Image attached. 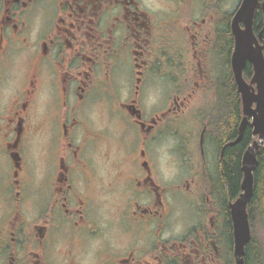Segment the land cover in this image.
I'll return each instance as SVG.
<instances>
[{"label": "flooded vegetation", "instance_id": "af4514ba", "mask_svg": "<svg viewBox=\"0 0 264 264\" xmlns=\"http://www.w3.org/2000/svg\"><path fill=\"white\" fill-rule=\"evenodd\" d=\"M235 55L251 85L264 0H0V264H237L231 205L255 142L244 264H264V140Z\"/></svg>", "mask_w": 264, "mask_h": 264}, {"label": "water", "instance_id": "95a60500", "mask_svg": "<svg viewBox=\"0 0 264 264\" xmlns=\"http://www.w3.org/2000/svg\"><path fill=\"white\" fill-rule=\"evenodd\" d=\"M242 56V54H241ZM234 57V70L236 74V82L242 96L244 115L253 116V125L255 134L261 136L264 140V60H256V80L247 84L243 78V60L242 57ZM257 85V93L254 91L252 85ZM253 104L256 108L253 109ZM246 119L243 121L240 132L245 129ZM240 138L236 141L238 143ZM234 143V144H236ZM261 148V143L255 142L253 146L249 147L243 159L244 179L241 189L243 191L240 198L231 205V213L234 222L235 234V257L237 264H244V249L251 238L250 224L247 213V206L252 197L254 190V172L258 164L257 152Z\"/></svg>", "mask_w": 264, "mask_h": 264}, {"label": "trees", "instance_id": "16d2710c", "mask_svg": "<svg viewBox=\"0 0 264 264\" xmlns=\"http://www.w3.org/2000/svg\"><path fill=\"white\" fill-rule=\"evenodd\" d=\"M228 123L224 126L223 136L225 139L232 138L236 132V125L238 122V107L236 104H228ZM211 125L217 128V115L214 114L211 118ZM242 145L235 147H228L225 155V177L229 184V191L231 195L236 196L239 190V182L241 178L240 164ZM256 187L254 192L255 200L260 206L264 207V164H260L256 172Z\"/></svg>", "mask_w": 264, "mask_h": 264}]
</instances>
